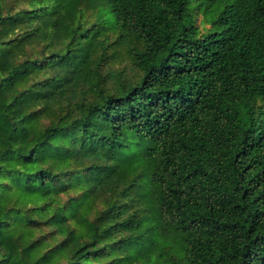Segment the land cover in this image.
Returning <instances> with one entry per match:
<instances>
[{"label":"trees","instance_id":"obj_1","mask_svg":"<svg viewBox=\"0 0 264 264\" xmlns=\"http://www.w3.org/2000/svg\"><path fill=\"white\" fill-rule=\"evenodd\" d=\"M0 264H264V0H0Z\"/></svg>","mask_w":264,"mask_h":264},{"label":"rangeland","instance_id":"obj_2","mask_svg":"<svg viewBox=\"0 0 264 264\" xmlns=\"http://www.w3.org/2000/svg\"><path fill=\"white\" fill-rule=\"evenodd\" d=\"M200 21H201V18H200ZM204 27H205V26H204ZM204 27H203V28H204Z\"/></svg>","mask_w":264,"mask_h":264}]
</instances>
